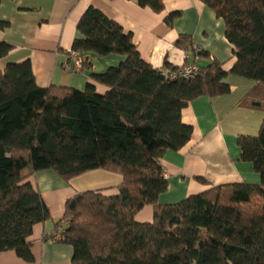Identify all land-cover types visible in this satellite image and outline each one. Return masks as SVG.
I'll return each mask as SVG.
<instances>
[{
    "label": "trees",
    "instance_id": "16d2710c",
    "mask_svg": "<svg viewBox=\"0 0 264 264\" xmlns=\"http://www.w3.org/2000/svg\"><path fill=\"white\" fill-rule=\"evenodd\" d=\"M133 1L163 9V0ZM202 1L224 22L235 59L229 69L183 35L177 45L193 75L166 60L154 68L131 34L93 6L78 20L70 51L88 70L84 89L38 85L29 60L0 65V253L32 261L33 228L50 217L30 176L50 169L68 180L102 169L121 176L116 192H76L56 221L53 239L72 247L71 264H264V121L257 135L237 137L239 159L260 183H222L159 202L168 188L160 159L191 138L181 120L188 102L228 94L226 78L236 76L254 82L238 104L264 111V0ZM6 24L0 19V29ZM10 49L0 42V61ZM108 55L120 59L92 69L89 58ZM145 206L153 208L148 222L136 218Z\"/></svg>",
    "mask_w": 264,
    "mask_h": 264
},
{
    "label": "crops",
    "instance_id": "0c3cea01",
    "mask_svg": "<svg viewBox=\"0 0 264 264\" xmlns=\"http://www.w3.org/2000/svg\"><path fill=\"white\" fill-rule=\"evenodd\" d=\"M88 6L129 32L141 57L154 68L162 67L165 60L173 66L189 65L182 45H177L181 35L222 62L225 69L234 64L233 46L225 37L224 22L202 0H163L160 12L133 0H0V19L7 23L0 29V42L11 45L0 65L29 60L38 85L84 89L88 70L76 69L77 56L70 51L73 40L80 36L77 22ZM169 15L171 24L165 20ZM105 57L89 58L92 69L103 71L120 59L115 55ZM226 81L231 87L228 94L197 97L181 110V120L192 126V134L185 146L167 150L160 159L168 180L167 190L159 196L160 203L178 202L212 185L260 183L252 164L239 159L237 137L257 135L264 111L238 104L253 81L236 76ZM97 89L103 91L101 86ZM29 181L41 193L50 217L33 228L32 261L9 250L0 253V264H71L72 247L53 239L66 201L74 193L87 190L114 193L121 176L96 169L66 180L47 169L36 172ZM152 215L153 208L145 206L136 218L148 222Z\"/></svg>",
    "mask_w": 264,
    "mask_h": 264
},
{
    "label": "built area",
    "instance_id": "2783aa9c",
    "mask_svg": "<svg viewBox=\"0 0 264 264\" xmlns=\"http://www.w3.org/2000/svg\"><path fill=\"white\" fill-rule=\"evenodd\" d=\"M74 65H75L76 69H80L82 66L81 58H79V57L75 58ZM194 71H195V68L193 66H186V67L182 68L179 71V73L181 75H185V76H192Z\"/></svg>",
    "mask_w": 264,
    "mask_h": 264
},
{
    "label": "rangeland",
    "instance_id": "374dc122",
    "mask_svg": "<svg viewBox=\"0 0 264 264\" xmlns=\"http://www.w3.org/2000/svg\"><path fill=\"white\" fill-rule=\"evenodd\" d=\"M111 55H108V57H105V58H109ZM117 63V61L114 63V64H116ZM104 70V69H103ZM105 191H107V190H105ZM75 194V193H74Z\"/></svg>",
    "mask_w": 264,
    "mask_h": 264
}]
</instances>
